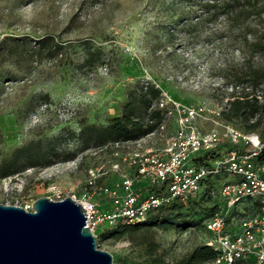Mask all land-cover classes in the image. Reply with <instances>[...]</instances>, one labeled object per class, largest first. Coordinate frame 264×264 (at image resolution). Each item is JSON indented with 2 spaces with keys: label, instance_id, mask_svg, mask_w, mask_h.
Wrapping results in <instances>:
<instances>
[{
  "label": "rangeland",
  "instance_id": "obj_1",
  "mask_svg": "<svg viewBox=\"0 0 264 264\" xmlns=\"http://www.w3.org/2000/svg\"><path fill=\"white\" fill-rule=\"evenodd\" d=\"M205 1L0 0V163L31 139L52 143L63 156L0 177V203L30 209L40 196H80L89 190V169L103 172L92 195L99 200L100 187L131 175L121 158L129 146L86 149L77 133L81 122L106 124L128 93L147 82L179 102L212 110L201 123L206 131L222 134L225 123L248 131L244 121L216 113L236 75L264 69V51L255 45L264 37V6L260 15L240 14L241 8L206 12ZM251 3L260 9L264 0ZM45 39L59 47L47 52ZM93 50L100 56L89 64ZM252 121L264 141V113ZM65 153L72 156L64 159ZM106 229L96 244L111 253L113 264L175 262L205 235L200 225L138 226L119 236Z\"/></svg>",
  "mask_w": 264,
  "mask_h": 264
},
{
  "label": "built area",
  "instance_id": "obj_2",
  "mask_svg": "<svg viewBox=\"0 0 264 264\" xmlns=\"http://www.w3.org/2000/svg\"><path fill=\"white\" fill-rule=\"evenodd\" d=\"M155 104L163 110L155 130L96 148L129 146L121 158L132 173L117 186L100 187L96 200L92 195L103 172L89 169V190L71 195L86 210V226L96 239L102 228L141 221L163 206H185L204 196L212 210L201 222L202 244L214 254L203 264H264V160H257L264 141L228 123L222 134L204 130L202 120L212 110L201 104L182 103L162 91ZM207 152L216 154L202 159Z\"/></svg>",
  "mask_w": 264,
  "mask_h": 264
},
{
  "label": "trees",
  "instance_id": "obj_3",
  "mask_svg": "<svg viewBox=\"0 0 264 264\" xmlns=\"http://www.w3.org/2000/svg\"><path fill=\"white\" fill-rule=\"evenodd\" d=\"M252 0H206L204 6L206 12L218 9L234 11L239 9L240 14L256 12L258 15L263 11V4L260 9L250 8ZM249 8H244V5ZM259 50L264 51V37L255 42ZM47 52L59 45H52L49 39H45ZM100 56V50L90 51L86 60L93 64ZM236 75L233 89L223 108L220 110V117L225 121L240 119L247 123L246 130H254L258 124L252 121L264 113V69L252 68ZM241 86L240 89L236 87ZM161 90L151 82H147L137 92L127 95V100L122 104L120 113L108 119L104 125L81 122L77 136L84 147L98 148L108 142L136 140L147 133L155 130L163 119V110L155 102L160 97ZM75 133L72 132V135ZM216 152H207L202 159L209 155L213 157ZM72 156L65 153L64 159ZM63 156L52 143L44 145L40 139H31L26 144L15 147L10 157L0 163V177L15 174L25 167H43L55 163ZM257 160H264V148L257 154ZM204 161V160H203ZM206 197L189 200L187 205L171 204L163 206L159 210L149 214L145 219L133 223L120 222L118 225L107 228L105 231L113 235H123L129 228L138 226L146 227H167L170 225L185 226L194 228L201 226L202 220L209 214L212 207L207 205ZM104 231V232H105ZM213 250L210 246L201 244L194 247L182 259L175 262H166L154 258L150 264H203L213 257Z\"/></svg>",
  "mask_w": 264,
  "mask_h": 264
},
{
  "label": "water",
  "instance_id": "obj_4",
  "mask_svg": "<svg viewBox=\"0 0 264 264\" xmlns=\"http://www.w3.org/2000/svg\"><path fill=\"white\" fill-rule=\"evenodd\" d=\"M72 196L35 198L26 209L0 203V264H113Z\"/></svg>",
  "mask_w": 264,
  "mask_h": 264
},
{
  "label": "bare ground",
  "instance_id": "obj_5",
  "mask_svg": "<svg viewBox=\"0 0 264 264\" xmlns=\"http://www.w3.org/2000/svg\"><path fill=\"white\" fill-rule=\"evenodd\" d=\"M173 98V97H172ZM175 99V98H174ZM177 100V99H176Z\"/></svg>",
  "mask_w": 264,
  "mask_h": 264
}]
</instances>
